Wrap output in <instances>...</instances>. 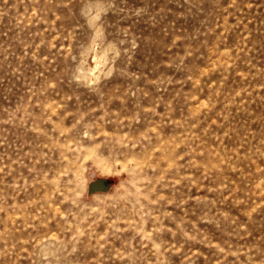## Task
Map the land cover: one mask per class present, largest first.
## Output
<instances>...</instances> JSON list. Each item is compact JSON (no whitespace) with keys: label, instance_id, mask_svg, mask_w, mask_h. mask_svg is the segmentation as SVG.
Masks as SVG:
<instances>
[{"label":"rangeland","instance_id":"1","mask_svg":"<svg viewBox=\"0 0 264 264\" xmlns=\"http://www.w3.org/2000/svg\"><path fill=\"white\" fill-rule=\"evenodd\" d=\"M0 264H264V0H0Z\"/></svg>","mask_w":264,"mask_h":264},{"label":"water","instance_id":"2","mask_svg":"<svg viewBox=\"0 0 264 264\" xmlns=\"http://www.w3.org/2000/svg\"><path fill=\"white\" fill-rule=\"evenodd\" d=\"M109 185H107L106 181L105 180H99V181H96V182H93L90 186V192L93 193L95 192L96 190H108Z\"/></svg>","mask_w":264,"mask_h":264}]
</instances>
